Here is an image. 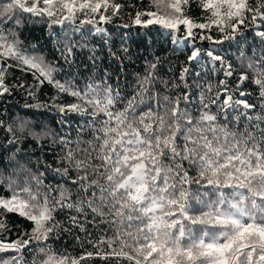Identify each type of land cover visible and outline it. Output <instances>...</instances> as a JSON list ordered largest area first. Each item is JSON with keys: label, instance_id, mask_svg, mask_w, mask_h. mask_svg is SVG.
I'll use <instances>...</instances> for the list:
<instances>
[{"label": "snow or ice", "instance_id": "obj_1", "mask_svg": "<svg viewBox=\"0 0 264 264\" xmlns=\"http://www.w3.org/2000/svg\"><path fill=\"white\" fill-rule=\"evenodd\" d=\"M152 2L156 10L137 12L134 23L144 27L158 24L172 33L184 31L186 38L196 35L194 29L214 28L231 40L249 13L253 23L258 16L264 19V0H256L255 5L249 0H198L205 13V22L200 23L183 10L189 0ZM120 8L115 0L0 2V95L10 91L5 85L7 68L21 67L31 71L40 84L47 81L58 92L77 99V103L53 105L58 111L91 117L75 141L59 138L65 149L61 160L67 166L57 171L75 186V200L72 190L65 187L59 189L58 197L45 194L41 199L31 184L33 180L37 185L42 183L36 176H25L22 187L19 179L8 178L5 187L10 195L0 196V236L8 231L4 219L8 213L31 221L33 228L16 240L0 238V264H24L25 250L44 257L37 260L34 254L31 264H81L93 256L108 264H264V113L253 117L247 111L241 112L249 121L243 131L220 123L218 114L223 113L227 120L228 108L256 107L246 100H234L226 81L222 80L219 83L228 94L218 106V113L202 111L195 123L180 108L181 99L187 102L188 95L175 99L163 96V101L168 103L161 104L157 93L150 97L156 100V108L149 106L137 115V107L145 102L149 92L146 85L152 83L150 73L139 81V90L124 107L117 108L121 102L119 91L111 85L101 88L99 84H88L81 91L70 83H61L55 79L58 69L53 63L43 56L27 53L16 31L22 23L19 13L46 19L50 26L75 23L81 16L87 17L82 24H94L97 16L100 22H111L113 16L119 15ZM95 30L103 31L99 27ZM255 35L264 43V31H256ZM200 38L213 39L210 35ZM215 43L222 41L217 39ZM71 52L68 46L62 51L65 61ZM200 53V48H194L189 60H196ZM207 55L214 64L225 63L223 57L212 51ZM9 60L15 61V65L7 63ZM150 68L154 69L155 65ZM253 71L252 82L264 100V64ZM187 72L184 68L181 80ZM232 74L228 65L225 76ZM247 79L246 74L240 76L241 83ZM211 90L209 85L208 91ZM240 95L246 93L241 91ZM220 96L221 92L217 91L215 98L204 103L202 93L201 103L208 108ZM169 116L171 122L166 119ZM0 127H4L3 121ZM85 130H90L91 139L81 138ZM7 131L13 135L9 142L15 143L17 137L12 127L8 126ZM19 131L37 142L54 137L52 130L28 128L27 121L21 122ZM71 144L75 148L69 147ZM192 168L196 170L195 176L189 174ZM72 171L75 176L70 175ZM0 184H4L2 177ZM192 185L207 189L202 194L204 198L193 195ZM57 207L84 216L90 212L94 220L98 217L101 223L115 226L116 235L96 242L99 249L96 253L87 252L79 258L59 255L45 243L59 228V224L52 223ZM70 221L83 230L77 216H72ZM104 245L109 251L103 250Z\"/></svg>", "mask_w": 264, "mask_h": 264}, {"label": "trees", "instance_id": "obj_2", "mask_svg": "<svg viewBox=\"0 0 264 264\" xmlns=\"http://www.w3.org/2000/svg\"><path fill=\"white\" fill-rule=\"evenodd\" d=\"M115 3L121 5L119 15L113 16L108 23L100 22L97 16L94 24H82L81 21L86 20L87 17L81 16L75 23L66 22L64 25L50 26L46 19L28 13H19L22 23L16 31L23 42L21 47L31 55L43 56L47 61L52 62L58 69L54 74L55 79L61 83H70L81 91L85 90L88 84H99L101 88L111 85L120 93L121 102L116 105L117 108L124 107L127 100L139 90V81L150 73L152 83L146 85L149 87V92L144 97L145 102L137 107V115L147 111L149 106L156 108V100L150 97H155L157 93L161 104L168 103L163 101V96L175 99L177 96L188 95L187 102L181 99L180 108L185 110L186 115L195 123L202 111L218 113V106L228 94L224 92V86L219 83L222 80L226 81L234 100H246L256 107L250 110H244L242 106L238 109L228 108L227 120L223 113L218 114L220 123H227L230 129L243 131L249 121L240 115L241 112L247 111L253 117L264 113V100L259 97L258 86L252 82L255 75L253 69L264 64L262 60L264 43L255 35L256 31H264V19L258 16L253 23L249 13V18L244 25H239L238 31L231 40L225 39V34L217 32L214 28L210 31L194 29L196 35L186 38L184 31L172 33L158 24L144 27L134 23L137 12L156 10L152 0H115ZM249 3L255 5L256 0H249ZM183 10L196 22H205L203 19L205 13L198 0H189L183 5ZM145 18L147 17H142ZM125 24L130 26L124 27ZM96 27L102 28L103 31L97 32ZM204 35H210L213 39L211 41L201 39L200 37ZM217 39L222 43H215ZM66 46L72 48L68 61H65L61 54ZM194 48H200L201 53L196 60L190 61L189 56ZM208 51L223 57L225 63L221 65L217 61L214 64L207 55ZM7 63L15 65L16 62L9 60ZM152 64L155 65L154 69L150 68ZM249 64H252V68ZM228 65H231L233 71L231 76H225ZM184 68H187L188 72L184 74V80H181ZM242 74L248 76L243 83L240 82ZM5 85L10 91L0 95V121L4 124V127H0V177L4 180V184H0V196L10 195L5 187L10 176L12 179H19L21 187L25 176H36L42 183L37 185L33 180L31 184L33 191L38 192L41 199L45 194L58 197L59 189L65 187L72 190V198L75 200V186L57 171L67 166V163L61 160L65 155V149L59 143V138L65 137L75 141L78 132L91 117L76 112L58 111L53 105L77 103V99L68 93L58 92L47 81L40 84L31 71L22 70L21 67L7 68ZM209 85L212 87L210 92ZM217 91L221 92L217 103L209 104L208 108H204L201 94L203 93L205 97L204 103H209L210 99L215 98ZM241 91L246 95L241 96ZM26 105H47V107H26ZM166 119L171 122L170 116ZM22 121H27V127L37 131L52 130L54 137L42 138L39 142L31 137L26 138L25 134L19 131ZM8 126L12 127L17 137L15 143L9 142L13 139V135L7 131ZM81 138L91 139L90 130H85ZM86 146L81 145V147ZM69 147L75 148V144ZM189 174L195 176V168H192ZM70 175L75 176V172H70ZM205 191L207 189L192 185L194 196L199 195L204 198L202 194ZM193 203L195 204L194 200ZM72 216L78 217L79 225L83 226V230L80 226L71 223ZM53 217L52 223L59 224V228L49 235L45 243L62 256L79 258L87 252L96 253L99 251L95 247L96 242L116 235L115 226L101 223L98 217L94 220L90 212L84 216L72 209L57 207ZM4 219L8 231L0 238L16 240L24 233L32 231V222L16 213L6 214ZM31 247L34 248L35 245ZM103 250L109 251L107 245H104ZM34 254L25 250L24 264H31ZM35 255L37 260L44 259L43 255ZM81 264H108V262L99 256H93L91 259H85Z\"/></svg>", "mask_w": 264, "mask_h": 264}]
</instances>
